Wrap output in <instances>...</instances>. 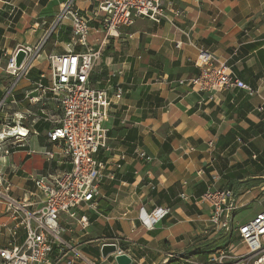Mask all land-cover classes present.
Returning a JSON list of instances; mask_svg holds the SVG:
<instances>
[{
    "label": "crops",
    "instance_id": "1",
    "mask_svg": "<svg viewBox=\"0 0 264 264\" xmlns=\"http://www.w3.org/2000/svg\"><path fill=\"white\" fill-rule=\"evenodd\" d=\"M53 2L0 0V101L11 81L4 72L9 55L42 41L43 27L60 13L62 2ZM97 3L75 0L74 5L84 14ZM4 4L15 10L13 15ZM163 6L166 18L159 24L137 19L133 27L119 28L95 64L91 84L110 96L119 88L122 96H112L104 122L110 150L96 155L104 164L99 195L92 206L76 210L77 219L86 217V227L62 215L63 238L101 264H116L115 255L101 257L103 242L115 244L131 264H209L220 253L227 256L223 263L230 264V257L244 254L245 248L234 233L212 228L210 208L197 199L207 190L230 189L238 197L236 213L252 203L254 215L264 208V112L256 111L264 107V0H163ZM98 24L90 23V45L102 38L95 31ZM54 31L59 48L44 49V56L64 52L71 42L69 22ZM199 50L224 63L254 94L241 89L209 93L178 84L198 75L194 62ZM81 51L74 46V52ZM40 58L7 99L14 116L23 117L28 136L19 137L8 155L0 151V191L28 212L42 207L35 179L70 169L46 141L60 116L52 93L30 102L41 95L39 74L49 73ZM45 149L54 152L53 159L42 154ZM138 151L150 160L139 158ZM158 208L170 213L151 228L143 226L140 213ZM3 223L12 225L0 201V247L8 239ZM23 239L19 227L17 244Z\"/></svg>",
    "mask_w": 264,
    "mask_h": 264
},
{
    "label": "built area",
    "instance_id": "2",
    "mask_svg": "<svg viewBox=\"0 0 264 264\" xmlns=\"http://www.w3.org/2000/svg\"><path fill=\"white\" fill-rule=\"evenodd\" d=\"M74 2L75 0L66 1L51 29H55L67 19L71 29V42L66 45L67 50L64 52L45 56L44 61L48 64L49 73L39 74L37 88L41 91L40 97L30 98V102H38L49 92L52 93V100L57 104L60 116L46 132V141L62 153L70 169L56 177L35 179L34 184L42 197V207L37 211L24 210L25 205L0 191V201L4 203L5 214L12 223L1 225L8 232V239L6 244L0 247V264H101L99 259L83 253L79 244L65 240L63 234L67 229L61 225V217L65 215L71 221L77 220L82 228L86 227V217L77 219L76 210L82 206H92L94 199L99 195L104 164L96 160V155L100 151L110 150L108 130L104 122L109 115L112 96L116 99L122 96L119 88L110 96L107 90L94 87L90 76L109 39L115 37L119 28H129L137 19L159 24L166 18V10L163 0H98L90 12L81 14ZM93 21H99L95 31L101 34L102 38L90 45V23ZM46 38L45 36L34 46L17 47L9 55L4 72L11 81L0 101V113L13 89L29 73L33 61L41 57ZM74 46H79L83 51L74 52ZM179 46L180 44H177V47ZM18 49H23L26 53L19 68L15 66ZM194 65L199 70L198 75L185 81L180 80L178 84L189 85L192 89L209 93L241 89L249 96L254 94L253 89L206 50H199ZM43 81H47L49 87H44ZM256 111L262 113L264 107L261 105ZM15 119L8 122L4 118L2 123L0 122V132L22 128L23 117L15 116ZM19 134L17 131L13 132L11 137L6 135L0 138V151L2 150L4 155L9 154L11 147H17L19 137L27 138L28 131H25V135ZM10 139L15 141L5 142ZM212 146L213 143L209 142L208 147ZM42 154L49 160L55 156L54 152L46 149ZM137 156L150 160L142 151H138ZM109 178L112 179V175ZM197 202L210 208V223L215 231L234 233L239 244L245 248L244 254L230 257L233 259L230 264H264V208L250 220L236 224L234 218L239 204L238 197L232 190H207ZM169 213L168 208H158L144 215L141 212L139 220L143 226L151 228ZM19 227L24 231V239L20 245L17 244ZM117 254H122L118 248L116 253L110 255ZM225 258L226 254L220 253L212 256L209 264H224Z\"/></svg>",
    "mask_w": 264,
    "mask_h": 264
},
{
    "label": "rangeland",
    "instance_id": "3",
    "mask_svg": "<svg viewBox=\"0 0 264 264\" xmlns=\"http://www.w3.org/2000/svg\"><path fill=\"white\" fill-rule=\"evenodd\" d=\"M2 1L9 2V3H11V2H17V0H2ZM66 1H67V0H54L53 3H54L55 5H58L59 3L62 2L60 8L58 7V8L60 9V11H62L63 8H64V6H65V4H66ZM4 6L9 7V8H6L7 13L11 10V11H12V15H13V12H14L15 10H13L11 6H8V5H6V4H4ZM38 12H40L39 9H37V13H38ZM10 13H11V12H10ZM41 14H42V13H41ZM5 15H6V13H5ZM12 15H11V16L6 15V16H4V18L7 19L8 21H9V20L11 21ZM59 15H60V13L58 14V16H59ZM58 16H57V17H58ZM56 20H57V18H55V22H54V23L47 24L46 26L43 27L44 29L47 30V31H46V37H47V38H46V40H45V44H44V46H43V50H44V49H46V50H50V49H52V48H59V44H55V41L57 42V41L59 40V36H58L56 33L53 35V33H54L55 31H54V29L51 30L52 27H53V24H56ZM65 21H66V22H69L67 19H66ZM147 23H149V22H147ZM133 26H134V25H133ZM133 26H132V27H133ZM47 35H48V36H47ZM11 43H12V42H10V44H11ZM40 60H41L40 63H43V62H44V59H41V58H40ZM95 64H96V63H95ZM95 67H96V65H94L93 71H94ZM93 71H92L91 76H90L91 79H92V77H93V75H94V74H93ZM8 105H9V104H8V102H7L6 105H5V106L3 107V109H2V112L0 113V122H1L2 119H3V116H5V113L7 114L6 117H4V118L6 119V121H8V122H12V121H15V120H16V119H15V116H14V114H13V112H12V108H10V109L7 108ZM10 107H11V106H10ZM53 122H54V120H53ZM9 125H12V124L9 123ZM1 129H2V127L0 126V131H1ZM11 141H12V140L10 139V140L5 141V142H9V143H10ZM22 157L25 158V154H24ZM256 211H257L256 204H255V203H252L250 206L245 207L244 209H241V210H239V211L236 213L235 218H234V222H237V223H239V224L244 223V222L250 220Z\"/></svg>",
    "mask_w": 264,
    "mask_h": 264
},
{
    "label": "water",
    "instance_id": "4",
    "mask_svg": "<svg viewBox=\"0 0 264 264\" xmlns=\"http://www.w3.org/2000/svg\"><path fill=\"white\" fill-rule=\"evenodd\" d=\"M26 53L23 49H18L15 55V66L21 67ZM117 252V246L115 244H103L100 250L101 257L107 258L110 254ZM116 264H131V259L126 254H117L114 257Z\"/></svg>",
    "mask_w": 264,
    "mask_h": 264
},
{
    "label": "bare ground",
    "instance_id": "5",
    "mask_svg": "<svg viewBox=\"0 0 264 264\" xmlns=\"http://www.w3.org/2000/svg\"><path fill=\"white\" fill-rule=\"evenodd\" d=\"M44 58H45V56L42 55L41 56V59H44ZM17 131L20 133L19 135H25L24 129L18 127L17 129H14V131H12V130H5V131L0 132V138H4V137H6V135H9L11 137V136H13V132H17ZM144 214L145 213L143 212L142 215H144ZM145 220L148 221L147 218H145Z\"/></svg>",
    "mask_w": 264,
    "mask_h": 264
},
{
    "label": "trees",
    "instance_id": "6",
    "mask_svg": "<svg viewBox=\"0 0 264 264\" xmlns=\"http://www.w3.org/2000/svg\"><path fill=\"white\" fill-rule=\"evenodd\" d=\"M90 81H92L91 77H90Z\"/></svg>",
    "mask_w": 264,
    "mask_h": 264
}]
</instances>
